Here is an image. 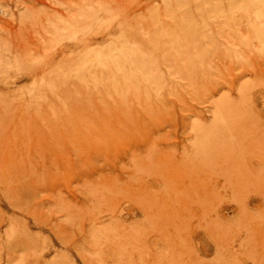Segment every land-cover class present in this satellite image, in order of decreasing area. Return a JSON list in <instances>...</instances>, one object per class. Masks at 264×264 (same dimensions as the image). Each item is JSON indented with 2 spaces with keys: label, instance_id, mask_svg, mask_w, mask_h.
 I'll return each instance as SVG.
<instances>
[{
  "label": "rangeland",
  "instance_id": "obj_1",
  "mask_svg": "<svg viewBox=\"0 0 264 264\" xmlns=\"http://www.w3.org/2000/svg\"><path fill=\"white\" fill-rule=\"evenodd\" d=\"M262 1L0 0V264H264Z\"/></svg>",
  "mask_w": 264,
  "mask_h": 264
},
{
  "label": "bare ground",
  "instance_id": "obj_2",
  "mask_svg": "<svg viewBox=\"0 0 264 264\" xmlns=\"http://www.w3.org/2000/svg\"><path fill=\"white\" fill-rule=\"evenodd\" d=\"M234 2V1H233ZM232 2V3H233ZM236 2V1H235ZM240 3H243V2H240ZM230 5V4H229ZM255 7V6H254ZM236 9V8H235ZM238 9V8H237ZM240 9V8H239ZM246 10V9H245ZM220 17V16H219ZM226 17V16H225ZM253 19H254V23L252 24V27L255 29L256 31V35H255V39L256 41L260 42V43H264V1L261 2V4L259 6H257L255 9H254V16H253ZM221 22V21H220ZM182 29V28H181ZM190 29V28H189ZM190 33V31H189ZM205 34V33H204ZM184 37V36H183ZM209 38V37H208ZM212 39V38H211ZM171 40V39H170ZM210 40V39H208ZM176 41V40H175ZM206 41V40H205ZM183 42V41H182ZM213 42V41H212ZM212 42H209L212 44ZM210 44V45H211ZM128 49V48H127ZM117 50V49H115ZM129 51V50H128ZM167 51V50H166ZM113 54V53H112ZM129 54H132V53H129ZM128 54V55H129ZM192 54V53H191ZM133 57H137L136 56V53L135 54H132ZM131 55V56H132ZM132 57V58H133ZM170 58V57H169ZM138 63H139V60H138ZM134 64V63H133ZM149 64V63H148ZM138 65V64H137ZM134 66V65H133ZM152 69V68H151ZM138 70V69H136ZM154 71V70H152ZM150 73V72H149ZM144 79L145 80H148L147 76L144 75Z\"/></svg>",
  "mask_w": 264,
  "mask_h": 264
}]
</instances>
